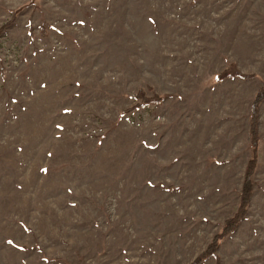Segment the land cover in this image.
I'll return each instance as SVG.
<instances>
[{
  "label": "rangeland",
  "instance_id": "obj_1",
  "mask_svg": "<svg viewBox=\"0 0 264 264\" xmlns=\"http://www.w3.org/2000/svg\"><path fill=\"white\" fill-rule=\"evenodd\" d=\"M261 87L264 0H0V264H191L238 208ZM257 111L247 212L201 264H264Z\"/></svg>",
  "mask_w": 264,
  "mask_h": 264
},
{
  "label": "trees",
  "instance_id": "obj_2",
  "mask_svg": "<svg viewBox=\"0 0 264 264\" xmlns=\"http://www.w3.org/2000/svg\"><path fill=\"white\" fill-rule=\"evenodd\" d=\"M252 75H245L236 70L235 67L230 66L223 70L219 75L217 80H224L227 78H250ZM133 99L139 101L136 106L132 108V110L145 105L147 103H159V98L157 96H152L148 98L146 94L140 90L137 94L133 96ZM264 99V87H261L256 93L254 100L251 106V117L249 122V138H250V147H251V158L248 160L245 173L244 180L241 188V198L238 205V208L233 216L227 219L221 231L213 236L212 241L206 247V249L191 263V264H201L206 258L210 256H214L218 244L221 239L225 238L229 234L233 233L240 222L244 219V216L247 212V206L249 204V198L252 194L254 182L252 181V175L256 168L257 161V145H258V131H257V121H258V111L257 106Z\"/></svg>",
  "mask_w": 264,
  "mask_h": 264
}]
</instances>
